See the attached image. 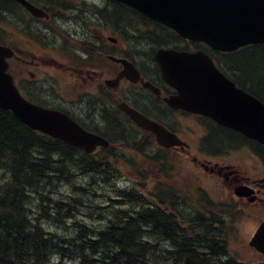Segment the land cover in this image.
<instances>
[{
	"label": "trees",
	"instance_id": "16d2710c",
	"mask_svg": "<svg viewBox=\"0 0 264 264\" xmlns=\"http://www.w3.org/2000/svg\"><path fill=\"white\" fill-rule=\"evenodd\" d=\"M114 18L118 20V16ZM118 22L125 25L124 21ZM158 35L159 38L145 35L132 43L150 71L153 70L148 49L162 45L179 47L178 38L173 39L163 31ZM222 57L220 65L224 72L264 102V45L245 47ZM231 139L226 133H217L213 145L222 147ZM85 156L75 147L24 127L0 108V264H53L65 259L74 264H163L149 257V252H154L149 245L155 246L150 240L169 243L177 239V233L185 240L182 246L175 244L179 253L172 264H239L227 256L223 222L211 211L204 214L217 219L210 228L200 223L192 226L190 213L183 214L185 226H180L164 212L147 210L157 216L156 225L146 217L140 220L144 226L139 221L138 230L136 224L126 227L123 224L111 233L108 227H95L94 236L84 229L78 234L75 231V236L49 232L46 225H63L77 212L76 206L60 204L51 197L57 186L70 180L76 167L88 166L97 171L100 166L99 162L88 164ZM131 195L142 205L139 196ZM221 256L225 257L223 261Z\"/></svg>",
	"mask_w": 264,
	"mask_h": 264
},
{
	"label": "water",
	"instance_id": "95a60500",
	"mask_svg": "<svg viewBox=\"0 0 264 264\" xmlns=\"http://www.w3.org/2000/svg\"><path fill=\"white\" fill-rule=\"evenodd\" d=\"M147 18L176 30L184 39L203 41L217 51L232 52L244 45L264 44V0H118ZM11 50L0 46V108L11 111L33 130L90 151L104 141L86 136L65 117L26 103L6 73ZM157 61L168 83L179 95L168 100L173 108L196 109L264 144V106L236 89L220 75L204 53L158 52ZM141 127L151 131L162 147L177 139L154 123L123 109ZM261 251L262 247L252 241Z\"/></svg>",
	"mask_w": 264,
	"mask_h": 264
},
{
	"label": "flooded vegetation",
	"instance_id": "af4514ba",
	"mask_svg": "<svg viewBox=\"0 0 264 264\" xmlns=\"http://www.w3.org/2000/svg\"><path fill=\"white\" fill-rule=\"evenodd\" d=\"M30 4L32 3L37 8H40L48 13V19H38L31 16L20 4L10 0H0V20L6 21V25L9 27V37L11 42V49L14 55L11 59L14 66V81L17 85L20 93L23 95L31 96L43 106L59 107L58 98L56 99L53 93V84L51 77L46 76L43 78V74H36L28 69L33 67L39 68V63L31 58H28L26 52L33 49V43L38 42L37 40H44L54 42L59 38L57 30L60 29L65 33L67 40L71 41L76 45H94L97 43L98 38L96 37L97 26L104 28L106 31L112 29L113 16H118L119 21H124L126 12L122 9L123 7L117 3H111L108 0H26ZM126 9V8H124ZM104 12H107L105 15ZM134 15L137 14L130 11ZM80 14V15H79ZM99 18V19H98ZM109 24V25H108ZM135 30V31H134ZM118 33L122 36H127V32L134 36L136 41L143 39L145 35H152L159 38V31L145 32L142 30L133 29L128 30L127 27H119ZM134 32V33H133ZM161 32V31H160ZM58 36V37H57ZM161 36V35H160ZM142 37V38H141ZM102 41H106L108 36L102 35ZM37 39V40H35ZM61 39V38H60ZM65 40V37L62 36ZM122 39L126 40L122 37ZM147 39V38H146ZM92 49V47H91ZM97 49V48H96ZM92 49V53L98 55V49ZM81 57H87L88 54L82 51ZM95 73V71H93ZM99 76V75H98ZM85 78L90 81L92 85L93 77L88 72H83L82 80L86 83ZM120 87L115 89V94H110L108 101L98 104L97 97H91V93L88 92V102L86 106L79 108L75 105L68 106L69 103H64L65 110L70 116H73L82 125L84 124L89 129L99 130L104 136L107 137L108 132H115L117 130V136L123 137L124 128L121 127L122 122L116 116L119 113V101L125 99L128 105L135 108L136 110L146 114L150 118H155L160 121L168 119L167 112L163 109L162 101L160 98L145 92L139 85H134L129 81H123ZM90 89V86L87 85ZM104 91L106 90L103 89ZM118 90V91H117ZM113 112L116 114L114 115ZM127 121V120H126ZM128 122V121H127ZM129 123V122H128ZM135 129V135L140 134V130L129 123ZM121 128V129H120ZM114 129V130H113ZM129 141L135 143V139L130 138ZM142 142L145 144H151V138H143ZM185 154L186 157H192L190 152L186 149L178 148L175 153ZM195 160V158H193ZM257 159V157H256ZM204 162L209 165L206 166L204 163L201 164L205 169H209L212 173L210 178L214 180V177L219 178L224 182L225 187L231 188L234 195V190L238 187L244 188L247 192H251L250 198L253 199L254 208L250 211L247 210L248 200L242 197H235V203L241 205V209L252 214L254 219L255 227L260 221V214L264 213V177L254 178L248 173L247 168H242L240 164H237L234 168L231 165L218 166L216 163H210L207 160ZM253 167V163L250 164ZM77 168V167H76ZM79 169V168H78ZM90 167L85 166L79 170H89ZM222 170H227L228 173H223ZM217 175V176H216ZM154 219L152 221H155ZM256 230V229H255ZM254 230V231H255ZM253 231V232H254ZM264 261V259H261Z\"/></svg>",
	"mask_w": 264,
	"mask_h": 264
},
{
	"label": "bare ground",
	"instance_id": "6f19581e",
	"mask_svg": "<svg viewBox=\"0 0 264 264\" xmlns=\"http://www.w3.org/2000/svg\"><path fill=\"white\" fill-rule=\"evenodd\" d=\"M80 15V14H79ZM99 19V18H98ZM109 25V24H108ZM128 29V28H127ZM134 33V32H133ZM142 38V37H141ZM146 92V91H145ZM131 144L134 142L130 141ZM87 157L88 164L96 163L95 157L89 153H82ZM75 172L70 180L62 182L55 189V192L51 195L52 198L56 199V202L61 203H70L72 206H76L77 212L70 222H72L75 227L69 234L65 236H75V231L86 230V232L92 233V236L96 235L94 232L95 227H90L87 224L79 221L80 218H88L89 220L96 223L98 226L102 228L105 227L109 229V232H113L115 228H121L123 224L124 227L131 226L136 224L137 230L140 220L157 219L156 215L148 212L147 207H143L130 193H128L121 185L118 184L115 178L111 176V174L107 173V168L104 166H99L97 171L90 167L89 170H79L75 168ZM69 172L72 169H68ZM100 172V173H99ZM8 174V173H7ZM10 176V174H8ZM23 179V178H22ZM66 187L68 189L69 194H65L62 192V188ZM31 195V194H30ZM112 202H108V201ZM150 211V210H149ZM191 218L189 219L190 224L192 226L197 227V224H202L205 227L213 226V224L217 221L216 218H211L200 213H190ZM79 216V218L77 217ZM147 217V218H146ZM69 220V219H67ZM66 220V221H67ZM67 223V222H66ZM66 223L57 224L56 226H64ZM142 226L144 223L140 221ZM56 224V223H55ZM46 224H44L45 226ZM155 225V223H154ZM47 230L52 232L53 226L46 225ZM149 228L153 227L148 225ZM60 228V227H59ZM66 228V227H64ZM147 228V229H149ZM190 231L188 227H184ZM98 229V227H96ZM145 229L144 231H146ZM196 229V228H194ZM136 230V231H137ZM143 230V227H142ZM97 231H100L97 230ZM56 232V231H53ZM61 232V231H60ZM56 232V233H60ZM83 232V231H81ZM61 234V233H60ZM63 234V235H64ZM78 234V233H77ZM177 235V239L173 241H169V243H163L162 241L150 240L155 243V246L149 245L150 251L154 249V252H149L152 260L154 262H163V264H172L173 258L179 253V248L175 245H184V240L182 236ZM149 241V242H150ZM187 241V240H186ZM160 250V251H159ZM159 254H153L157 253ZM211 254V253H210ZM224 256H221L220 259L223 261Z\"/></svg>",
	"mask_w": 264,
	"mask_h": 264
},
{
	"label": "rangeland",
	"instance_id": "374dc122",
	"mask_svg": "<svg viewBox=\"0 0 264 264\" xmlns=\"http://www.w3.org/2000/svg\"><path fill=\"white\" fill-rule=\"evenodd\" d=\"M37 48L34 49V54L40 58V51L36 50ZM64 67H67V63L65 62V58L63 55L60 56V58ZM44 61V60H43ZM42 71H46V68H50V65L47 64H42ZM58 68H53L52 69V73H55L53 71H57ZM112 70V68H110L109 66L106 67V69L104 70V74L102 76H106L108 77L110 71ZM59 71V70H58ZM58 73H62L63 75H65V71L64 69H61ZM73 76H76V74H73ZM102 80V79H101ZM103 81V80H102ZM98 82V81H96ZM77 84V82H75L74 84H71L70 86H67L68 88H63V89H58L57 93L65 100H72L76 97V95L78 93L81 92L82 87L75 85ZM181 123H183L184 129L185 127H188L189 125H194V123L190 120V119H184V118H180ZM119 129V128H118ZM117 130H114L115 132L114 134H117L118 132ZM124 142L127 146V149H123L124 146L122 148H119L123 151H126L128 153V158L126 157V160L128 161H134V165L133 167L129 168L127 166H129L126 161H123L121 159L118 160V162L116 163L119 170L121 171V173L125 174L126 177L132 179V177L134 176V170H138L141 171L142 173H145L144 176H148L147 177V182L153 184L154 185H159V187H156L155 190H160L162 192V194L166 191H172L174 193H177L180 195V193L187 195L185 198H189V195L191 194H195L196 190L199 189L202 193H206L209 194L211 196V198H213L214 200L217 199L218 204L223 205L225 203H231L230 200V196L229 193L227 192V190H225L224 186L221 184V182H217V181H212L207 175H205L204 173H201L198 169L195 168V165L193 163L188 162L186 160H175V159H171L170 160V167L172 168L171 173L168 175V179L164 180V176L162 171L160 170L159 167H157V163H153L152 165H150L149 162H147L146 160H142L139 158L138 154L131 149V146H133V148L135 147V145L130 143V138H134L133 136H128L127 133H124ZM111 135L112 138H114V136ZM219 140V139H218ZM220 141V140H219ZM121 143V142H120ZM119 144H116V146H118ZM138 147V146H137ZM126 148V147H125ZM141 147H138L137 150H141ZM146 148V147H144ZM148 151H146L145 153L147 154H151L155 149H147ZM241 156L237 155V160H239L242 163H245V160L250 159L248 158H240ZM100 173V172H99ZM264 173V169L263 170H254V174L256 175H261ZM150 186V190H153V186ZM158 188V189H157ZM203 190H202V189ZM62 192L65 194H69L68 193V189L66 187L62 188ZM190 199V198H189ZM189 199H187V201H189ZM192 211H190L189 209L186 210V214L191 213ZM184 213V214H185ZM235 214L239 215L238 217H236L234 219V221L232 222V229L229 233V247H231L232 250H235L238 254L237 257L239 258V260L241 261H251L252 263L256 261L257 257L254 254H250V252L248 250L242 249L240 247V245L244 242V240L246 239V235L251 231L252 228V218L247 217L242 211L236 212ZM79 218V216H77ZM79 221L83 222L84 224H87L90 227H98V225L96 223H94L93 221L89 220L88 218H80ZM67 225L62 226H56L53 225V230L52 231H56V232H60L61 234H69L75 227L73 226L72 222H70V220L66 221ZM50 225V224H49ZM66 227V228H64ZM59 233V234H60ZM248 241V239H247ZM254 260V261H253ZM69 260H66V262H68ZM64 263V264H71V263Z\"/></svg>",
	"mask_w": 264,
	"mask_h": 264
}]
</instances>
